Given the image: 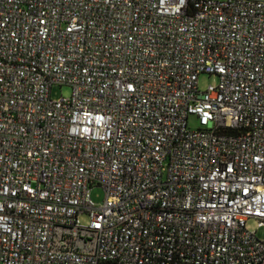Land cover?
I'll return each instance as SVG.
<instances>
[{"label":"built area","instance_id":"1","mask_svg":"<svg viewBox=\"0 0 264 264\" xmlns=\"http://www.w3.org/2000/svg\"><path fill=\"white\" fill-rule=\"evenodd\" d=\"M250 219L264 0H0V264H264Z\"/></svg>","mask_w":264,"mask_h":264},{"label":"rangeland","instance_id":"2","mask_svg":"<svg viewBox=\"0 0 264 264\" xmlns=\"http://www.w3.org/2000/svg\"><path fill=\"white\" fill-rule=\"evenodd\" d=\"M218 77L216 75H207L202 74L198 78V88L199 90L203 91L207 88L208 85H217ZM71 94V90L67 86H53L51 90V98L52 100H57L61 97L68 98ZM188 128L190 130H196L199 128V124L194 117H190L188 119ZM90 196L92 201L99 205L103 202L104 194L100 188H94L90 192ZM80 221L82 224L86 225L88 223V219L85 215L81 216ZM246 229L252 232H256L257 237L259 239H264V228L258 227V222L250 219L246 223Z\"/></svg>","mask_w":264,"mask_h":264},{"label":"trees","instance_id":"3","mask_svg":"<svg viewBox=\"0 0 264 264\" xmlns=\"http://www.w3.org/2000/svg\"><path fill=\"white\" fill-rule=\"evenodd\" d=\"M103 264H113V263H110V262H109V263H103Z\"/></svg>","mask_w":264,"mask_h":264}]
</instances>
